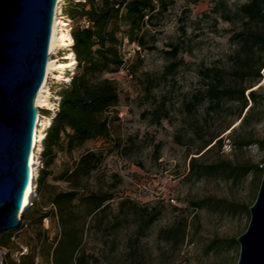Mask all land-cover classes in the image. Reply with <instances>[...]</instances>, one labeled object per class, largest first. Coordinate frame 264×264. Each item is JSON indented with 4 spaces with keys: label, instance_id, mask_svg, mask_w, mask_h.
<instances>
[{
    "label": "rangeland",
    "instance_id": "1",
    "mask_svg": "<svg viewBox=\"0 0 264 264\" xmlns=\"http://www.w3.org/2000/svg\"><path fill=\"white\" fill-rule=\"evenodd\" d=\"M250 1L199 0L195 4L194 0H170L168 12L149 29L150 46L155 40L156 50H141L125 41L121 50L124 72L103 77L116 83L120 97L119 105L108 114L110 137L88 142L72 154L55 151L42 192L38 187L22 227L10 232L13 238L6 248L10 254L22 247L29 254L39 251V237L46 236L53 243L60 234L55 216L50 217L47 228L42 219L51 214L53 197L70 190L69 183L59 178L90 151L103 153L105 161L84 181L80 197L90 193L114 197L105 213L87 219L81 253L94 258L91 264H238L237 238L246 233L251 220L250 211L244 209L255 204L263 172L253 170L236 178L220 173L197 177L190 167L194 158L199 168L264 164V147L258 145L264 141V76L245 93L248 96L254 91L258 96L257 103L249 102L253 114L246 125H237V103L227 102L210 114L204 104L191 115L186 104L202 89V70L231 66L235 52L231 38L241 24L223 19L222 3L235 14ZM69 25L70 31L86 27L87 20L78 24L70 20ZM170 44L181 46L178 59L184 61L175 76H167L165 71L170 64L165 55ZM61 57H66L64 52L53 58ZM59 85L67 84L50 83L53 106L44 109L45 117L50 118L59 104ZM44 167L42 158L40 173ZM205 200L211 206L199 207ZM75 205L78 215L85 214L80 199ZM154 207L162 210V216L148 230L143 228L141 216L123 215L129 209L143 214L145 208ZM181 224H185L184 242L171 236L166 241L168 234L162 232ZM11 260L8 257L7 263ZM43 262L40 256L36 259L37 264Z\"/></svg>",
    "mask_w": 264,
    "mask_h": 264
},
{
    "label": "trees",
    "instance_id": "2",
    "mask_svg": "<svg viewBox=\"0 0 264 264\" xmlns=\"http://www.w3.org/2000/svg\"><path fill=\"white\" fill-rule=\"evenodd\" d=\"M66 0L64 13L77 24L87 20L89 28L76 27L71 30L73 46L70 48L76 56V73L69 85L56 86L61 91L56 95L60 99L59 111L52 122V127L46 133L43 152L44 170L40 173L38 192L49 177V169L56 159L55 151L72 154L81 149L88 142L110 137V121L108 114L120 103L117 85L114 81L104 79L106 74L119 73L124 68L125 61L121 50L128 41L136 44L141 50H156L153 40L150 46V28L156 27V21L168 12L170 0ZM199 0H194L198 3ZM222 17L226 22L238 21L241 29L236 32L231 42L235 52L231 57V66L226 68H206L200 72L203 80L202 89L186 104V111L191 115L199 106L207 104V113L217 111L223 104L237 103L240 106L239 119L241 124L249 123L253 106L257 103V93L251 91L254 84L263 80L264 70V0H251L232 14L226 4L221 5ZM170 51L165 52L170 64L166 68L167 76H175L184 61L178 57L181 46L170 44ZM252 145L242 142L241 145ZM264 147V141L258 142ZM208 144L206 148H208ZM245 147V146H244ZM203 156V155H202ZM105 161L103 153L87 152L81 156L73 170H67L59 178L68 182V192L57 193L52 200L51 214L55 216L60 227V234L53 243L48 238L39 237L41 245L37 249L20 259V263L9 264H37L40 256L44 260L41 264H91L93 257L81 253L87 219L105 213L110 207L113 196L90 193L80 197L84 191V181L92 173L98 171ZM190 172L197 177L208 173H220L232 177H245L253 170L262 173L260 167H234L230 164L220 166H195L193 160ZM80 199L86 207L85 214L78 215L75 201ZM199 207L211 206L209 200L198 204ZM198 207V206H197ZM222 207V206H220ZM123 204L121 211L123 212ZM249 211V208H245ZM125 216H141L143 228L148 230L162 216L158 207L145 208L143 214L137 210H130ZM44 219V218H43ZM42 219V221H43ZM174 237L179 243L185 240V224L171 228L162 234ZM13 233H5L0 237V247L7 248ZM236 245V240H233Z\"/></svg>",
    "mask_w": 264,
    "mask_h": 264
},
{
    "label": "water",
    "instance_id": "3",
    "mask_svg": "<svg viewBox=\"0 0 264 264\" xmlns=\"http://www.w3.org/2000/svg\"><path fill=\"white\" fill-rule=\"evenodd\" d=\"M58 1L0 0V236L22 227L37 197L36 187L20 220L30 186H37L39 179L40 166L31 181L38 113L44 112L36 107V98L48 75ZM260 168L263 179L256 202L249 208L250 224L237 238L238 264H264V164Z\"/></svg>",
    "mask_w": 264,
    "mask_h": 264
},
{
    "label": "bare ground",
    "instance_id": "4",
    "mask_svg": "<svg viewBox=\"0 0 264 264\" xmlns=\"http://www.w3.org/2000/svg\"><path fill=\"white\" fill-rule=\"evenodd\" d=\"M66 0H59L55 18V25L53 28V48L52 54L50 55V59L47 66V79L44 87L41 89L38 97L36 98V107L38 109L52 107L51 99V87H48L50 81L52 82H63L69 81L72 78V74H74L76 67L78 65L76 56L72 50L69 49V55L66 57H61L58 60L53 58L60 54L59 51L63 49H67L73 46L74 40L72 33L69 29L70 19L65 15ZM69 19V20H68ZM68 50V49H67ZM59 53V54H58ZM74 76V75H73ZM71 77V78H70ZM56 84V83H53ZM56 113H54L50 118L43 116L40 111L38 113V120L40 121V128L37 132V153L32 161V178H35L36 172L38 171V167L40 166V153L43 151V141L46 136L47 131L52 127L53 119L55 118ZM241 121H237V125H240ZM34 182V181H33ZM32 182V184H33ZM31 184V185H32ZM33 191V187L30 186L29 197L27 201V205L25 209L20 213V220L22 219V215L27 211L30 207V194Z\"/></svg>",
    "mask_w": 264,
    "mask_h": 264
},
{
    "label": "built area",
    "instance_id": "5",
    "mask_svg": "<svg viewBox=\"0 0 264 264\" xmlns=\"http://www.w3.org/2000/svg\"><path fill=\"white\" fill-rule=\"evenodd\" d=\"M90 24L87 23V26L86 28H89ZM71 32V31H70ZM71 48V47H70ZM70 48H67V49H70ZM69 55V54H68ZM66 56V55H65ZM121 72L123 73L124 72V68L121 69ZM120 72V73H121ZM127 72H130V71H127ZM50 83H56V84H60L61 82H52L50 81ZM50 83H49V88H50ZM51 97L52 94H51ZM44 109H49L48 107L44 108ZM59 111V104L56 108H54V110L52 111L51 113V116L54 114V113H57ZM44 116V115H43ZM50 116V117H51ZM39 131V130H38ZM41 165H42V161L40 162V168H41ZM38 172H36V175H37ZM39 176H40V173H39ZM39 181V179H38ZM38 181L36 182L37 186H34L33 189H35L36 187L38 188ZM35 182V180H34ZM49 219L50 217H47V218H44L43 219V223L45 224V228H47L48 224H49ZM29 254V249L28 248H24L22 247L20 252H17L15 255H12L10 254L9 250H6V249H1L0 251V264H8L7 263V260H8V257H11L13 260H11V262H14V263H20V259L23 257V256H26ZM5 261V262H4Z\"/></svg>",
    "mask_w": 264,
    "mask_h": 264
}]
</instances>
